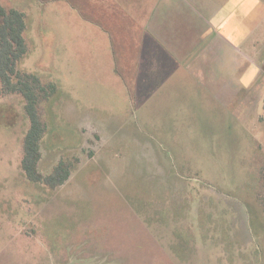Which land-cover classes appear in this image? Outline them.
<instances>
[{"label": "rangeland", "instance_id": "obj_1", "mask_svg": "<svg viewBox=\"0 0 264 264\" xmlns=\"http://www.w3.org/2000/svg\"><path fill=\"white\" fill-rule=\"evenodd\" d=\"M216 1L200 8L214 28L205 27L206 69L188 81L183 109L134 118L119 94L100 91L101 76L89 89L68 62L53 70V23L77 22L69 6L79 0H0L27 15L30 51L19 69L41 76L43 56L50 80L83 113L113 121L80 137L60 117L65 110L57 117L47 105L41 172L78 160L66 184L51 189L24 175L25 102L0 85V264H264V10L257 0Z\"/></svg>", "mask_w": 264, "mask_h": 264}, {"label": "crops", "instance_id": "obj_2", "mask_svg": "<svg viewBox=\"0 0 264 264\" xmlns=\"http://www.w3.org/2000/svg\"><path fill=\"white\" fill-rule=\"evenodd\" d=\"M206 1L79 0L76 5L70 3L69 8L75 12L78 20L75 22V16H71L72 20L63 22L66 17H60L54 21L53 70L61 74L59 61H62L68 62L69 72L73 76H80L86 81L101 76L103 84H100V91L119 94L124 99L125 108L135 110L131 114L134 118L139 117V110L149 108L183 109L188 81L191 77L203 76L207 65L205 27L207 24L209 28L214 27L199 15ZM222 2L231 3L232 0ZM257 3V9L264 10V0H257ZM223 6L226 4H221V11ZM190 13L195 14L193 22L189 20ZM198 20L204 23L203 27H200ZM210 49L208 55L213 65L211 76L217 77L219 84V52L215 51V45ZM46 61L42 56L41 77L45 81H52L50 74H47L51 73V65L45 66L43 62ZM79 65H84L87 71L79 73ZM63 72H68L65 66ZM111 82L116 84L111 85ZM87 83L91 89L93 81ZM67 93L58 86L57 94L45 106L46 119L47 105L50 103L54 116L58 117L60 110H65L60 117L64 116L76 125L80 137L83 131L86 132L84 127L113 123L106 112L98 115L93 111L83 113L81 105ZM63 103L66 104L65 108ZM136 138L133 131L132 139Z\"/></svg>", "mask_w": 264, "mask_h": 264}, {"label": "trees", "instance_id": "obj_3", "mask_svg": "<svg viewBox=\"0 0 264 264\" xmlns=\"http://www.w3.org/2000/svg\"><path fill=\"white\" fill-rule=\"evenodd\" d=\"M28 29L25 12L0 3V85L4 94L20 95L30 123L23 141L21 167L28 181L57 189L70 179L77 158H61L49 174H43L42 145L48 133L46 104L57 94L58 85L40 75L21 71L20 61L29 53L25 38ZM264 211V195L259 196Z\"/></svg>", "mask_w": 264, "mask_h": 264}]
</instances>
